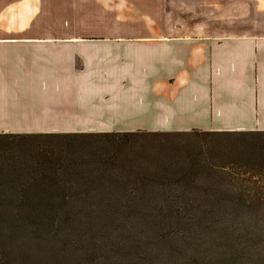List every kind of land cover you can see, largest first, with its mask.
I'll list each match as a JSON object with an SVG mask.
<instances>
[{"label": "crops", "instance_id": "0c3cea01", "mask_svg": "<svg viewBox=\"0 0 264 264\" xmlns=\"http://www.w3.org/2000/svg\"><path fill=\"white\" fill-rule=\"evenodd\" d=\"M59 1L0 0V131H264V0Z\"/></svg>", "mask_w": 264, "mask_h": 264}, {"label": "rangeland", "instance_id": "374dc122", "mask_svg": "<svg viewBox=\"0 0 264 264\" xmlns=\"http://www.w3.org/2000/svg\"><path fill=\"white\" fill-rule=\"evenodd\" d=\"M191 6V15L199 14L193 13L199 5ZM71 20V27L90 32L105 27L98 21ZM222 21L197 16L174 20L191 29L231 25ZM58 121V126L69 125ZM45 132L71 131H0ZM126 139L130 143L122 147L123 163L133 166L119 168L116 175L104 172L101 185H91L96 190H30L26 197L28 190H0L9 196L7 216L0 223V243L12 257L9 264H264V172L251 175L231 165L239 157L264 165V138L141 133ZM142 173L168 184L124 190ZM104 211L110 215L102 217ZM95 255L97 263H91Z\"/></svg>", "mask_w": 264, "mask_h": 264}, {"label": "trees", "instance_id": "16d2710c", "mask_svg": "<svg viewBox=\"0 0 264 264\" xmlns=\"http://www.w3.org/2000/svg\"><path fill=\"white\" fill-rule=\"evenodd\" d=\"M141 133L147 135L194 133L264 138V131L0 133V190H22L23 193L24 190H28L25 197L31 193L30 190H96L91 188V185L93 183L101 185L104 181L102 178L104 172L106 174L113 172L116 175L119 168L131 169L133 164L123 163L122 147L130 143L127 137ZM34 137L42 139L40 140L42 144L36 142ZM233 164L240 169L245 168L251 175L264 172V165L249 163L246 158L239 157L238 162L231 165ZM95 172L97 175L94 177L92 174ZM155 183L152 190L158 189V186L164 188L168 184L167 181L157 180L149 174L142 173L138 174L131 184H125L124 190H135L137 187ZM254 188L256 190L260 187ZM8 200L9 196L0 195V223L3 221L2 218L6 219L4 203ZM106 215L110 213L104 211L102 217ZM18 219L21 218L18 217ZM53 221L55 222V219ZM8 252V247L5 249V246L0 243V264H9L10 260L12 261ZM90 260L91 263H97V255Z\"/></svg>", "mask_w": 264, "mask_h": 264}]
</instances>
